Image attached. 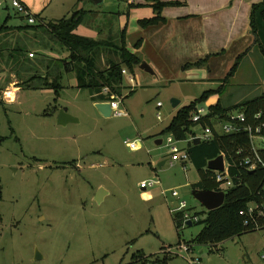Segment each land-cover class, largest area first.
Returning a JSON list of instances; mask_svg holds the SVG:
<instances>
[{"label": "rangeland", "instance_id": "obj_1", "mask_svg": "<svg viewBox=\"0 0 264 264\" xmlns=\"http://www.w3.org/2000/svg\"><path fill=\"white\" fill-rule=\"evenodd\" d=\"M0 1V26L7 16L9 26L28 24L10 0ZM41 3L47 21L87 10L77 32L103 39L107 26H114L116 42L120 35L115 24L119 8L127 12L118 0H105L101 5L91 0ZM35 6L38 8V3ZM140 35L128 38L130 46L138 42ZM21 38H25L23 46L28 55L34 54L29 55L34 60L48 54L67 55L43 32H32L29 37L9 33L2 41L4 46L12 47ZM253 46L236 75L223 87V68L216 72L221 76L205 79L209 76H199V69L185 70L174 59L168 65L169 59L160 50L145 48L141 53L143 62L155 73L137 67L133 75L137 91L126 98L131 88L123 91L120 107L127 114L121 116L101 115L91 103L89 92L73 86L77 83L75 73H65L58 105L66 107L70 115L76 112L78 120L65 125L48 114L54 104L52 89L20 88L13 101H6L11 96L8 90L28 75L21 74L4 58L0 63V264H131L139 253L163 255L179 243L192 250L185 253L176 249L169 264H191L190 260L195 264H264V229L218 244H199L191 241L200 225L177 228L171 209L177 208L180 201L187 203L191 215L207 211L192 194V185L202 179V173L191 160L186 163L187 169L181 160L171 162L167 145L170 135L161 134L178 110L172 99L181 100L184 106L204 91L221 88L199 104L207 111L219 101L229 107L264 92V60ZM46 49L52 53H46ZM103 66L101 57L99 67ZM215 124L221 130V123ZM193 134L202 137L204 127H192L187 139L174 138V144L187 150ZM128 140H141L142 147L131 150ZM158 140L163 142L157 144ZM151 180L159 183L143 190L141 183ZM172 190H177L179 196L174 197Z\"/></svg>", "mask_w": 264, "mask_h": 264}, {"label": "trees", "instance_id": "obj_2", "mask_svg": "<svg viewBox=\"0 0 264 264\" xmlns=\"http://www.w3.org/2000/svg\"><path fill=\"white\" fill-rule=\"evenodd\" d=\"M183 4L184 2L179 0H146V3L131 4L130 6H149L154 9V17L139 20V25L142 28H147L166 23V19L161 15L165 7ZM87 13V10L79 9L57 21H47L41 16V13H32L36 22L34 24L28 22V24L20 26H9L10 16H7L3 25L0 26V63L5 58V61L11 62L18 68V71L20 70L21 74L28 75V78L18 85L20 88L52 89L54 91V104L50 106L48 114L56 113L58 110V99L64 89L62 80L65 73H75L76 88L88 90L93 102L112 101L116 97L122 96L123 91L128 88L124 82L125 77L122 75V69L127 68L134 74L135 69L143 63L140 56L131 51L127 45V27L121 30L117 42L113 39L97 40L76 33L78 25L84 20ZM250 28L251 34L255 38L253 47L257 48L264 60V0L252 5ZM32 32L35 35L42 32L49 34L52 40L67 52V55L64 57L47 56L48 58L34 60L28 55L27 47L23 46L26 42L25 38L18 40L12 47L3 44V35L16 33L29 37ZM141 43L142 41H139L135 44V48H138ZM249 49L239 55L228 74L220 80L223 83L222 87L236 75L241 62L248 55ZM223 52L214 55H220ZM104 53H115L119 59L108 60V66L100 68L99 60ZM210 56L195 62H188L184 69L205 67ZM46 61L44 71H40V66L44 65ZM105 88L109 90L107 94L104 93ZM220 89L204 91L199 98L181 107L161 134H169L181 141L187 139L192 127L196 125H202L204 128L208 125L213 126V121L234 122L240 126L253 128L264 124V92L229 107H224L219 101L208 108L209 113L202 118L201 122H193L192 118L199 104L204 102L211 93L220 92ZM1 91H3L2 87H0V102L2 101ZM135 91L136 89L131 88L125 98L132 96ZM236 111H242L245 114L244 121L233 118L232 115ZM257 115L260 117L258 118ZM262 133L264 135V127ZM196 136L193 134L194 139ZM194 139L187 151L194 166L202 173V179L194 183L192 188L222 190L215 179V171L207 168L208 161L221 154L224 155L228 164V174L234 181V185L224 190L226 192L225 202L220 208L207 210L203 214H194L199 217V221L192 225L198 224L201 229L191 243L218 244L235 236L264 229V216H260L258 211L251 215L247 212L252 203L264 204V150L259 151L262 162L258 163L254 171H249L242 164L248 157L254 159L252 139L248 132L241 130L229 134H219L214 131L210 140L202 139L200 143L195 144ZM183 216V212L174 214L178 229L184 224ZM174 257L175 255L170 253L150 256L139 253L133 257L135 261L131 264H169Z\"/></svg>", "mask_w": 264, "mask_h": 264}, {"label": "crops", "instance_id": "obj_3", "mask_svg": "<svg viewBox=\"0 0 264 264\" xmlns=\"http://www.w3.org/2000/svg\"><path fill=\"white\" fill-rule=\"evenodd\" d=\"M21 1L30 9V11H32V8H34L33 12H36L34 14H39L42 12V0H40V2H37L38 8L35 6V4H37L36 0ZM118 1L123 2L127 12L119 8V15L117 19L119 21L117 23L115 22L117 32H119L120 34L121 30L127 27V45L131 51L137 53L140 56L142 61L145 60L141 56L142 50L147 47L153 52H155V50H160L161 55L163 54L167 57V59H169L170 62H168V65H170L172 59H174L179 63L178 65L182 66L183 69L185 64H187L188 62H195L211 55L208 60L207 66L202 68L192 67L185 70L199 69V76H209L205 79L214 80L211 79L210 76H221L220 73H216L218 72L219 68H223L224 72H222L225 73L224 76H226L232 66L235 64L239 55L244 53L247 49H251V47L253 46L255 38L254 35L251 34L250 12L252 5L262 0H179L184 2L183 6L165 7L162 10L161 15L166 19V23H161L159 25L150 26L147 28H142L139 25V20L154 17V9L149 6H130L131 4L146 3V0ZM110 15H113L112 17H115L116 13ZM41 16L43 17V13H41ZM113 29L114 26H107L103 39H98L97 37L91 38L97 40L114 39L116 34L115 32H113ZM76 33H78L77 29ZM135 33H141L138 42L142 41V43L138 48H135V44H137L138 42L131 43L132 46H130V43L128 42V38ZM78 34L90 37L88 35H83L80 33ZM222 51H224L222 54L216 56L214 55ZM45 52L52 53L51 50L47 52V49L45 50ZM48 56L56 57L52 54H48ZM101 57L104 66L100 68L108 66V60L119 59V57H117L115 53H104ZM222 63L224 65L226 63V66L221 67V65L223 66ZM151 68L153 69V67ZM214 73L216 74L214 75ZM126 81L127 80L125 79L124 82ZM76 84L73 86L76 87ZM127 86L131 88L132 85L128 83ZM135 88L136 86H134L132 89ZM19 90V86L13 87L12 90H8L9 95L11 96H7L6 101H13L16 98ZM89 99L93 105L96 104V102H93L91 100L90 94ZM181 107L183 106H181L180 100V104L176 108H178L179 110ZM61 109L68 111L66 107L58 106L57 112L50 114L49 116H55V118L57 119ZM70 113L74 118H77L75 117L77 116L76 112L71 111ZM164 163L162 162L160 164L163 165ZM162 192L164 194L166 193L165 191Z\"/></svg>", "mask_w": 264, "mask_h": 264}, {"label": "built area", "instance_id": "obj_4", "mask_svg": "<svg viewBox=\"0 0 264 264\" xmlns=\"http://www.w3.org/2000/svg\"><path fill=\"white\" fill-rule=\"evenodd\" d=\"M10 2H11L12 7L15 8L18 13L25 16L30 24H34L36 22V19L32 15V12L30 11V9L21 0H10ZM2 4H3V1H0V6ZM6 7H7V5H6ZM29 55L31 57L34 56L33 53H30ZM122 75L125 77V79L127 78L129 83L132 85L131 88H133L135 86V76H133V74L131 72H129V70L127 68L122 69ZM108 92H109L108 88H105L104 93L107 94ZM109 102L111 104L113 116H121V115L127 114V112L122 110L120 107V105H121V98L120 97H116L114 100L109 101ZM158 105H160V103ZM208 113H209V110L205 111V109L203 107L198 106L197 111L192 118L193 122H196V123L201 122L202 118L205 117ZM232 116H233V118L240 120V121L245 120V114L242 111H236L235 113H233ZM257 117L259 118L260 115H257ZM158 118H161V113H158ZM220 123H221V130H218V128L216 127L215 121H213V126H209V125L206 126L204 128V134L200 138L205 139V140H210L212 138V136L214 135V131L219 133V134H229V133L237 132V131H241V130L248 132L250 135V138L252 139V149L254 152V159L248 157L242 162V164H244L249 171H254L256 169L258 163L262 162V158L259 155V151L264 150V135L262 133L264 124L258 125L255 128H253L251 126H249V127L240 126L234 122H221L220 121ZM255 140H259L261 142L260 145H257ZM126 144L131 150H138L142 147V143L140 140L132 141V142L128 140V141H126ZM167 145H169L171 148V154H172V157H171L172 161L171 162L181 160L185 164L184 168L187 169L186 163L190 160V154L188 153V151L182 150L177 145H175L174 144V137L171 135L167 139ZM215 177H216L215 178L216 181L220 184V186L223 187V189L221 188L223 191L234 185V181L232 180V178L228 174V164L226 161H225V171H223V172L215 171ZM158 183L159 182L157 180H151L148 182L144 181L141 183V188L147 189L148 187L154 186ZM172 195L174 197L179 196L177 190H172ZM255 211H258L260 216H264V204L263 205H260L258 203L250 204L248 211H247L248 214L251 215ZM177 212H183L184 213L183 223L185 225H188V222H191L193 224V223H197L199 221L198 216L191 215V213L187 210V203L185 201H180L179 206L177 208L171 209L172 214H176ZM241 214H244V212H241ZM176 249H178L179 251H183L185 253H189L192 250V247L187 245V244L180 243L179 246L170 247V248H168L167 251H168V253L175 255V254H177ZM263 258H264V255H263ZM190 263L195 264V261L190 260Z\"/></svg>", "mask_w": 264, "mask_h": 264}, {"label": "water", "instance_id": "obj_5", "mask_svg": "<svg viewBox=\"0 0 264 264\" xmlns=\"http://www.w3.org/2000/svg\"><path fill=\"white\" fill-rule=\"evenodd\" d=\"M96 5H101L104 3L105 0H91ZM140 68L147 73L154 74L153 69L151 66L143 62L140 65ZM180 104V100L172 99L173 107H177ZM96 109L99 111L101 115L104 117H110L112 115V108L109 101H102L96 102L95 104ZM59 124L65 125L68 122H75L78 121L77 118H74L70 114H68L64 109L60 110L59 117H58ZM202 139L200 137H196L194 139V143H200ZM162 140H158L157 144H161ZM164 163V162H163ZM162 166V164H160ZM207 168L212 171H225V158L224 155H219L217 158L208 161ZM193 196L208 210H215L220 208L224 202L226 197V192L223 190H210V189H193L192 190ZM98 201L101 200L100 195L97 198ZM192 225L191 222H188V226Z\"/></svg>", "mask_w": 264, "mask_h": 264}]
</instances>
